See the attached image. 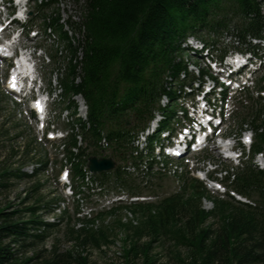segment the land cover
<instances>
[{"label": "trees", "instance_id": "16d2710c", "mask_svg": "<svg viewBox=\"0 0 264 264\" xmlns=\"http://www.w3.org/2000/svg\"><path fill=\"white\" fill-rule=\"evenodd\" d=\"M34 3L44 32L52 31L65 51L56 71L63 97L72 102V95L80 94L87 105L89 126L71 121V132L63 141L76 202V195L83 192L80 185L86 158L98 153L100 132L105 131L110 155L120 160L129 150L130 133L152 117L160 95L166 93L172 99L164 84L168 77L176 79L181 71H187L182 57V41L187 36L194 35L214 46L224 33L230 34L240 50L254 55L261 53L264 42L262 0H75L78 20H63L55 7L57 0ZM220 51L219 55L224 50ZM51 59L54 63L55 55ZM256 90H264V65ZM245 101L239 127L245 125L253 132L250 159L236 168L231 180L229 176L225 180L251 203L229 194L211 195L198 179L183 175L176 191L156 201L119 202L89 217L77 216L76 208L77 227L71 228L74 241L95 247L110 243L111 235L98 221L124 209L139 218L135 224L130 220L123 223L131 239L125 241L126 264H264V173L251 163L256 152L264 153V97L246 92ZM172 112L166 108L167 119ZM76 134L82 135L86 145L74 152L71 148L76 146ZM36 161L39 165L30 173L2 167L0 191L10 185L11 177L32 180L45 169L48 158L45 154ZM97 178L101 184H111L131 195L156 194V187L161 185H142L119 165L110 172L95 174ZM41 188L36 181L22 198L18 196L16 205L12 201L0 203V264H27L31 257H18L20 249L12 244L24 246L27 240H40L65 218L72 222L61 193L46 199L39 193ZM204 197L213 202L209 210L202 207ZM56 208L60 211L58 223L40 215L43 209L51 214ZM143 237L147 240L139 243ZM166 238L183 253H176L172 262L157 263L150 254L152 244ZM41 264L88 262L84 256L53 251Z\"/></svg>", "mask_w": 264, "mask_h": 264}, {"label": "rangeland", "instance_id": "374dc122", "mask_svg": "<svg viewBox=\"0 0 264 264\" xmlns=\"http://www.w3.org/2000/svg\"><path fill=\"white\" fill-rule=\"evenodd\" d=\"M57 2L58 3L55 7L59 9L63 20H78V7L75 4V0H57ZM26 15H30L28 24L34 26V28H32L26 35H23L24 38L21 41L30 47L41 45L45 56L43 57V63H40L42 67L39 65L41 67L40 72L42 74L44 86L53 89L57 84V79L52 73L57 71L60 63H62V55H64L65 52L63 45L59 43L56 35H48L43 31L33 1L28 4L25 11V16ZM217 41L220 47L226 49L236 45V42L232 43L229 37L224 39L223 42L220 40ZM34 52L36 60H38L40 52L38 50H35ZM51 55H55L54 63L51 60ZM198 62L200 63L201 61L199 60ZM6 63V61L0 59V169L5 167L13 171L20 168L22 171L29 173L36 167V159L45 154L48 158V162L45 169L41 170V172L32 180L18 177L9 178L8 183L10 185L6 188H2V191H0V203L5 204L12 201L16 205L18 196L22 198L24 196V191L26 189L28 190L34 182L37 181L42 186L39 193L46 196V199L61 193L64 199H66L65 207L70 220H72V222H68L67 218H65L63 223L46 231L45 236L40 240L36 239L33 242H28L27 240L24 246H20V243L12 244L15 249H20L17 256L20 258L31 257V260L27 262V264H41L44 258L48 257L53 251H55L57 254L71 253L72 256H84L86 257L88 264H126L124 248L127 244L125 241L128 240L129 243V240L131 239L126 236L128 229L123 226V223L130 222L129 219H135L127 210H116L114 214L99 219V227L106 229L111 235L112 240L110 243L95 247L90 244H78L74 241V236L71 234V228L77 227V222L74 219V217H76V204L69 195V191L66 187L64 188L62 183L59 182V174L62 169L61 162L63 163V161L60 160L61 156L58 154L57 148H55V143L52 144L47 141L38 142L37 137L34 136L35 128L33 120H29L26 114L22 115V113H18L19 105L16 100L11 98L10 94L7 96L4 84ZM201 66H204V64H201ZM260 74L261 72L254 73L252 77H259ZM254 94L256 95V93ZM75 98L78 103L79 101L83 102L81 97L77 96ZM60 106L58 100H56V106H54L56 109L55 111H57V107ZM241 109L236 115V121L234 120L235 123L233 122L234 124L231 126L232 131L238 129L239 118L242 116L241 111H244ZM54 113L55 112L53 111L52 115L55 116ZM61 115H63L62 119H60ZM61 115L59 118L55 117V119L58 127L64 129L63 123L67 119L65 116L66 112H63ZM131 123L132 120H130L128 124L130 125ZM34 137L36 138V141L34 140ZM81 142L83 143V141ZM25 149H28L27 153H24ZM212 154L215 155L216 153L214 152ZM235 162H237V160ZM184 163L185 161L182 160L180 165ZM224 163L227 165H234L230 161H224ZM157 182L161 185L156 187V194L147 193L152 195L153 199L161 198L176 191L180 184V181L178 182L172 177H163V179L157 180L156 183ZM210 192L214 195L217 193L215 190H210ZM103 194H115V190L111 187H106L103 190ZM90 203L89 200L86 202V205ZM201 203L202 207L206 210L211 209L213 206L207 197L202 198ZM89 207L93 208L94 204ZM95 207L97 208V206ZM14 208H9V210ZM79 208L82 213H86L90 210V208H86L84 203H80ZM46 213L47 209L40 211V215H42L46 221L59 222V212L55 211L51 214ZM137 221H139V218H136L131 222L135 224ZM146 240L147 238L143 237L139 240V243H143ZM178 248L179 247H177L171 239L166 238L153 243L150 254L156 258L157 263L172 262L176 253H183V250ZM128 264L132 263L129 262Z\"/></svg>", "mask_w": 264, "mask_h": 264}, {"label": "water", "instance_id": "95a60500", "mask_svg": "<svg viewBox=\"0 0 264 264\" xmlns=\"http://www.w3.org/2000/svg\"><path fill=\"white\" fill-rule=\"evenodd\" d=\"M115 162L112 158L90 156L87 161V167L92 172H102L114 167Z\"/></svg>", "mask_w": 264, "mask_h": 264}, {"label": "bare ground", "instance_id": "6f19581e", "mask_svg": "<svg viewBox=\"0 0 264 264\" xmlns=\"http://www.w3.org/2000/svg\"><path fill=\"white\" fill-rule=\"evenodd\" d=\"M75 97H77V95H74L73 96L74 102H75V104L77 106L76 107L77 116H79V117H85V113H86L85 106L83 105V102L82 101H79V103H78Z\"/></svg>", "mask_w": 264, "mask_h": 264}, {"label": "snow or ice", "instance_id": "6c2138e0", "mask_svg": "<svg viewBox=\"0 0 264 264\" xmlns=\"http://www.w3.org/2000/svg\"><path fill=\"white\" fill-rule=\"evenodd\" d=\"M39 106V105H38Z\"/></svg>", "mask_w": 264, "mask_h": 264}]
</instances>
